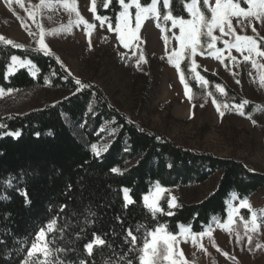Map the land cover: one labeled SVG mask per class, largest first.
Segmentation results:
<instances>
[{"label": "trees", "instance_id": "16d2710c", "mask_svg": "<svg viewBox=\"0 0 264 264\" xmlns=\"http://www.w3.org/2000/svg\"><path fill=\"white\" fill-rule=\"evenodd\" d=\"M105 2L96 0V14L108 17L115 29L122 7H118L117 0H112L105 10ZM187 2L190 0H172V14L190 19L185 9ZM141 3L150 6L151 0H141ZM240 3L247 8L244 0ZM158 7L162 14L166 13L162 0ZM131 12L134 17L136 10ZM157 24L168 37L169 54L171 24L163 19ZM217 45L222 47L220 41ZM13 55L20 61H31L36 75L32 76L25 68L11 74ZM189 63L190 60H183L179 73L184 72L194 103L207 96L220 108L225 104L244 103L223 79L198 67L197 71L208 81L206 85L199 83L189 71ZM74 80L53 56L33 48L0 44V89L4 92L48 88L70 94L54 105L25 115L0 116V124L6 125L0 131L21 132L19 139L12 136L0 139V196L10 197L0 199V264H22L36 232L53 216H58L57 228H64V232L62 236L59 232L49 233L48 241L54 255H59L65 264L68 260L76 262L78 257L87 258L83 245L92 238L93 231L107 233L104 238L112 242L115 252L132 259L136 253H128V245L122 240L125 227L132 226L134 230L140 227L135 233L139 247L145 230L153 229L158 223L165 224L172 233L181 232L183 227H190L191 232L207 230L213 219L227 220L228 203L233 196L242 201L264 190V173L253 171L241 160L185 149L161 134L148 132L119 112L100 87L84 81L91 87L77 91ZM217 84L224 87V94L216 89ZM246 109L251 112L254 106ZM106 125H111L116 136L107 151L96 157L91 146L102 140ZM112 167H118L124 174L110 172ZM9 174L15 177L11 181L13 187L6 183ZM215 178L218 179L216 190L199 203L179 199L178 206L169 209L166 195L159 205L164 213L173 212L171 216L157 213L153 219L142 201V195L153 190L157 181L166 189H175L200 186ZM68 184L72 185L71 191L67 190ZM121 187L131 188L136 201L127 210L123 208ZM17 188L27 189L31 200L28 207L24 206V196ZM61 204L67 206L62 213L59 212ZM90 212L95 216H90ZM241 213L249 217L248 212ZM117 216L124 221L123 225L117 223ZM57 247L65 249L67 256L63 252L55 253ZM70 248L75 250L68 251ZM88 259L104 264L105 260L117 258L105 247L94 248L93 257ZM117 264L123 262L117 261ZM133 264L138 262L133 260Z\"/></svg>", "mask_w": 264, "mask_h": 264}, {"label": "rangeland", "instance_id": "374dc122", "mask_svg": "<svg viewBox=\"0 0 264 264\" xmlns=\"http://www.w3.org/2000/svg\"><path fill=\"white\" fill-rule=\"evenodd\" d=\"M65 3L74 5V9H66ZM23 4L24 7H21L17 0H0V37L4 38L0 39V44L10 45L6 43L10 39L13 44L21 45L20 48L42 52L38 40L43 32L45 42L63 62L70 76L100 87L115 108L141 128L161 134L185 149L235 158L245 162L253 171L264 173V83L261 81L264 77V57H255L256 66L251 60L244 61L235 49L231 50L232 55L237 57L235 63L227 59L222 63L207 53L195 57L199 68L219 76L243 102H248L243 103L244 115L235 110L234 106L239 104H231L218 111L210 96L193 102L191 92L186 93L180 80L174 58L173 62L169 60L173 50L179 48V42L173 36V33L179 35L178 28L171 29V52L168 54L164 30L157 24L155 16L149 14L142 22L139 39L130 40V47L125 48L119 34L109 30L106 22L101 26L95 18L97 14L90 11L91 0H44L43 6L40 0H23ZM246 5L248 8L249 5ZM82 19L95 27L88 29ZM236 19L233 18V27L238 34L254 35L250 28L241 31ZM168 22L171 24V21ZM132 24L135 27V16ZM257 28L260 36H264V29L259 25ZM214 34L219 36V30ZM224 39L230 37L225 36ZM223 47L222 44L220 48ZM260 47L264 49V43ZM141 55L147 63L141 61L138 65ZM224 55L227 56V51ZM24 64L21 67L20 60L13 63L10 73L25 68L31 75H36L31 64ZM69 95L48 88L3 92L0 94V116L25 115L54 105ZM249 105L254 106L251 112L246 109ZM220 111L225 113L223 117ZM102 132L104 137L97 144L101 155L116 136L111 125H106ZM217 185L218 179L215 178L200 186L167 189L163 198L174 196L177 205L179 199L185 203H199L213 193ZM247 201L251 205L250 210L240 209L239 215L234 216V223L227 228L221 225L227 224L228 217L225 222L213 219L209 227L212 235L198 238L195 244L190 235H178L179 243L174 245L173 252L177 264H185V261L186 264H264V190ZM240 202L236 196L231 198L228 216ZM242 211L248 212L249 217L246 218ZM253 212L259 225L257 231L250 230ZM245 222H249V230H246ZM185 228H181V232ZM249 236L251 243L248 242ZM223 253H228V256ZM160 264L169 262L161 260Z\"/></svg>", "mask_w": 264, "mask_h": 264}, {"label": "snow or ice", "instance_id": "6c2138e0", "mask_svg": "<svg viewBox=\"0 0 264 264\" xmlns=\"http://www.w3.org/2000/svg\"><path fill=\"white\" fill-rule=\"evenodd\" d=\"M161 0H151L150 6H143L141 0H117L118 7H122V11L118 12L119 26L115 29L112 28L111 21L106 16L96 15V19L100 21L101 26L107 21L108 28L111 31H116L119 34V39L125 48L130 47V40H138L139 39V31L142 26V22L148 18L149 14L155 16L156 20L159 22L163 19L164 22L171 21V29H179V35L173 33V36L179 42V48L174 49L172 54L169 57L170 62H175V67L180 69L181 62L185 59L190 60L188 65L189 71L193 74V78L197 80L199 83L206 85L208 81L200 75L197 71L199 65L195 57L197 55H207L214 56L216 60H219L223 63L225 59L229 60L232 63L237 62V57L232 55V49H235L240 55L243 57L244 61L251 60L253 66H256L255 57H264V49L260 47L262 43H264V36H260L257 25L261 29H264V0H244L245 3L249 5L248 8H244L241 6L240 0H202L203 7H201V0H190L185 4L186 12L190 15V19H185L182 16H174L172 14V0H162L163 8L166 9V13L162 14L158 5ZM17 3H20L21 7H24L23 0H17ZM112 3V0H107V2L103 3V9L107 10ZM41 6L44 5V0H40ZM64 7L74 9V5H70L68 3L64 4ZM135 7V27L132 24V13L130 9ZM92 13H97V4L96 0H91V9ZM31 15V13H29ZM233 18L236 19L237 26L244 31L248 28L251 29V32L254 35H241L238 34L236 28L233 27ZM34 19V17H33ZM82 22L87 23V21ZM27 28V24L24 25ZM95 26L91 23H87L88 29H93ZM219 30L220 35H215L216 30ZM170 30V29H166ZM31 34V33H30ZM205 37L206 39L202 41L201 37ZM230 37V39H224V37ZM0 39H4L0 37ZM168 37L165 36V40L167 41ZM220 41L223 44V48L217 46V42ZM7 44L13 45L14 47H22L21 45L13 44L12 40H7ZM40 45V50L49 56H53L58 62H60L62 67H65L60 58L55 55L54 52L50 49L48 44L44 40L43 32L40 33V37L38 40ZM89 43H91V35L89 33ZM225 51H227V56L224 55ZM245 53H247L245 55ZM13 63L19 61V57L13 55L11 57ZM143 61L147 63V60L143 55L140 56L139 63ZM28 64H31V61H28ZM20 66L24 67L25 64L23 61H20ZM227 67V65H225ZM67 71V69H66ZM35 76V73H32ZM69 75L71 73L69 72ZM180 80L185 83L186 93H189L191 90L185 81L184 72L180 71ZM262 83H264V77L261 78ZM237 84L240 83L239 80L236 81ZM74 84L77 85V91H80L84 88H89L91 85L82 83L79 79L74 80ZM216 89L224 94L225 89L223 86L217 84ZM12 89H9L8 92H12ZM4 89H0V94H3ZM75 95V93H73ZM211 95V93H209ZM189 98H191L189 96ZM248 102L245 101L244 104ZM203 106V105H201ZM225 108H228V105H224ZM235 110L239 112L240 115H244L243 107L244 105H236L234 106ZM220 106L217 105V110L219 111ZM89 111H91V107H89ZM224 112L220 111V116H224ZM249 119L251 117L249 116ZM253 124L256 121H252ZM6 125L0 124V129L5 128ZM39 133H36V136H39ZM51 135V132L49 133ZM4 136H12L14 139H19L21 136V132L19 130L16 131H0V139ZM92 152L96 157L101 156V149L97 147L96 144H92ZM104 152L107 151V146L103 149ZM2 155V153H0ZM169 168L172 167L171 164L168 165ZM110 172L116 173L119 175H123L124 173L118 167H112ZM39 178V177H37ZM15 179V177L9 174V179L6 182L8 187H13L14 185L11 181ZM72 185H67V190L71 191ZM18 192L24 196V206L28 207L31 204V200L29 199L27 189L17 188ZM120 191L122 193L123 198V208L127 210L130 205L136 203L135 199L131 195L132 189L129 187H121ZM167 191V189L160 185L159 181L155 182V188L150 190L148 194L142 195V201L145 207L151 212L153 219H155L157 213L166 214L168 216L173 215L174 213L168 211L164 213L163 208L159 205V200L163 198V194ZM0 199H10L7 196H0ZM176 198L174 196H170L168 200V208L177 207ZM66 205H59V212L62 213ZM248 208L251 209V205L247 200H242L238 207H234L232 211L229 213L228 222L226 225H221V227L227 228L231 224L234 223V216L239 215L240 209ZM49 211H52L51 205L49 206ZM90 216H95L94 212L89 213ZM57 218L58 216H53L45 225L41 226L36 232L33 241L31 243L30 249L27 251L26 259L22 262V264H65L63 260L60 259L59 255H54L52 249L48 247V234L53 232H59L61 236L63 235L64 228H57ZM117 223L123 225L124 221L120 216L116 218ZM243 219V217H241ZM87 223H91V221H86ZM251 231H257L259 225L257 224L256 214L253 212L250 220ZM67 227V225H65ZM178 227H182L178 225ZM246 230H249V222H245ZM83 231V228L81 229ZM140 231V227H136L135 230L132 226L125 227L123 229V244L128 245V253H136V255L129 259L128 255H119L113 249V244L111 241L106 240L104 236L107 233L97 234L96 231L91 233V239L87 241L83 245L86 250L87 258H79L76 262L72 260H68L67 264H96L94 259H88L93 257V250L95 249H103L107 247L117 259L115 260H105L104 264H117V261L123 262V264H133V260L137 261L138 264H160L161 260H166L169 264H177V261L173 258L174 245L178 244L179 241L177 236H191L192 242L195 244L198 242V238H203L205 235L211 236L212 229L208 228L207 230H201L199 232H191L190 227L185 228L183 232L172 233L167 230V226L165 224H157L151 230H145L143 235L141 236L142 247L137 245V235ZM247 234V231L246 233ZM79 235V234H77ZM113 235H116L114 232ZM242 239V238H241ZM251 236L248 237V242L251 243ZM54 242V241H53ZM187 239H185V243ZM257 247H260L257 245ZM75 249H68V251H74ZM63 252L65 256H67V251L63 248L57 247L55 249V253ZM225 256H228V253H223ZM180 255L183 256V251L180 250ZM186 264V261H185Z\"/></svg>", "mask_w": 264, "mask_h": 264}]
</instances>
